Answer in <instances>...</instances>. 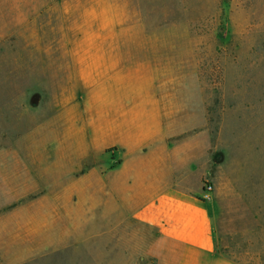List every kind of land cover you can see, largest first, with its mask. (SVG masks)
Segmentation results:
<instances>
[{"label":"rangeland","instance_id":"1","mask_svg":"<svg viewBox=\"0 0 264 264\" xmlns=\"http://www.w3.org/2000/svg\"><path fill=\"white\" fill-rule=\"evenodd\" d=\"M117 87L172 101L169 140L205 150L217 250L264 264V0H0V128L28 112L25 127L61 139L73 164V146L93 143L67 128L99 118L104 90ZM93 156L88 173L92 159L119 162L112 147ZM144 246L81 243L60 259L154 264Z\"/></svg>","mask_w":264,"mask_h":264},{"label":"crops","instance_id":"2","mask_svg":"<svg viewBox=\"0 0 264 264\" xmlns=\"http://www.w3.org/2000/svg\"><path fill=\"white\" fill-rule=\"evenodd\" d=\"M104 95L99 118L87 112L81 127L67 128L93 143L73 146L70 165L61 139L47 143L44 131L25 127L28 112L10 113L16 122L0 128L4 262L61 264V252L81 243H147L139 253L154 264H240L216 248L204 147L169 140L172 101L120 87ZM109 147L119 162L92 159L88 173V156Z\"/></svg>","mask_w":264,"mask_h":264},{"label":"built area","instance_id":"3","mask_svg":"<svg viewBox=\"0 0 264 264\" xmlns=\"http://www.w3.org/2000/svg\"><path fill=\"white\" fill-rule=\"evenodd\" d=\"M210 188H211L210 185H204L203 191L207 193L209 192Z\"/></svg>","mask_w":264,"mask_h":264}]
</instances>
